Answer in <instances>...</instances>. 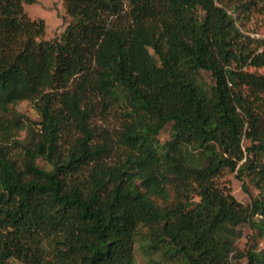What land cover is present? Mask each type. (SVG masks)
Masks as SVG:
<instances>
[{
    "label": "trees",
    "instance_id": "obj_1",
    "mask_svg": "<svg viewBox=\"0 0 264 264\" xmlns=\"http://www.w3.org/2000/svg\"><path fill=\"white\" fill-rule=\"evenodd\" d=\"M25 2L0 0V264H138L143 228L152 264H264L238 247L246 224L264 236V38L247 26L264 0H65L54 39Z\"/></svg>",
    "mask_w": 264,
    "mask_h": 264
},
{
    "label": "rangeland",
    "instance_id": "obj_2",
    "mask_svg": "<svg viewBox=\"0 0 264 264\" xmlns=\"http://www.w3.org/2000/svg\"><path fill=\"white\" fill-rule=\"evenodd\" d=\"M24 7L29 16L33 19H43L46 22V34L42 37L44 39H54L60 38L65 31L68 22L70 20V16L67 13V9L65 6V0H36L34 3H24ZM248 28L250 29V33L253 36L264 38V10L262 12H256L253 18L248 22ZM250 70L257 71L258 73L264 74L263 68H254L251 67ZM205 77L211 82L212 76L208 72H204ZM18 111L24 113L30 119L34 121L40 120V115L38 111L35 109L32 101H21L16 107ZM264 114V111H262ZM104 118L98 117L96 121L98 123H104ZM173 123H168L164 129L160 132V140L162 143H165L171 136ZM28 131L22 132V137H26ZM245 143H249V140H245ZM41 165L46 167V162L43 160L39 161ZM238 172H232L227 170L221 177H219L218 181L222 185H227L230 187L234 196L242 202L244 205L250 204L253 197L257 196L259 190L255 187V185L251 182L248 176H245V180L247 182L248 190L243 188V182L238 177ZM244 235L238 241V247L241 250H246L249 247L257 246L259 249L264 250V236L257 237L254 235V231L249 224L244 225L243 227ZM149 235V231L147 228H143L142 233L140 234V240L136 244V255L138 264H152L150 256H147L143 250L142 243L146 242V238ZM153 257H158L157 254H154ZM243 264H247V259L243 258L241 260ZM10 264H25L19 260L12 259Z\"/></svg>",
    "mask_w": 264,
    "mask_h": 264
}]
</instances>
